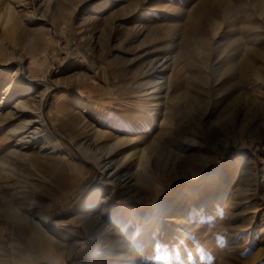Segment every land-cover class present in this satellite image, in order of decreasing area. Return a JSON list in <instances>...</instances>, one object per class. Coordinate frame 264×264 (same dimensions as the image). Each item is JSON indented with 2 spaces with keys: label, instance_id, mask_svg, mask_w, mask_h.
Returning a JSON list of instances; mask_svg holds the SVG:
<instances>
[{
  "label": "rangeland",
  "instance_id": "1",
  "mask_svg": "<svg viewBox=\"0 0 264 264\" xmlns=\"http://www.w3.org/2000/svg\"><path fill=\"white\" fill-rule=\"evenodd\" d=\"M20 1L26 7L17 14L28 21L14 30L8 8L19 0H0V61L23 53L27 73L39 82L25 95L35 106L45 93L44 115L75 158L50 152L52 136L51 144L43 138L26 142L40 168L27 167L31 182L38 183L41 174L64 166L65 160L71 169L34 207L47 209L45 228L54 242L38 231L23 234L5 213L10 192L0 197V232L5 234L0 264H123L131 257H124L128 252L134 264H264V110L245 133L226 125L220 16L210 15L193 33V45L177 56L176 43L191 28L198 0ZM232 3L238 12L230 17L247 15L252 48L259 49L262 7L253 12L246 0ZM163 62L171 65L162 70ZM258 64L264 67V59ZM4 67L9 72L0 75V156H9L24 131L15 133L17 123L36 116L16 105L27 91L25 85L15 90L16 64ZM189 76L194 81L187 83ZM158 78L164 85L150 96ZM142 81L150 82L144 90ZM246 89L245 97L255 100L256 94L264 102V81L253 79ZM233 113L239 124L242 114ZM75 116L96 128L100 144L119 136L130 139L128 146H153L148 181H136L135 167L122 171L119 193L114 190L110 207L102 209V221L94 214L84 217L110 188L101 182L96 160L69 137ZM157 190L165 207L159 213L152 202ZM144 205H151L150 212ZM175 217L177 222L168 220ZM102 225L108 231L100 234Z\"/></svg>",
  "mask_w": 264,
  "mask_h": 264
},
{
  "label": "bare ground",
  "instance_id": "2",
  "mask_svg": "<svg viewBox=\"0 0 264 264\" xmlns=\"http://www.w3.org/2000/svg\"><path fill=\"white\" fill-rule=\"evenodd\" d=\"M34 1L35 0H32L33 4H35ZM246 3L250 5V9H252L253 12H256L258 6L262 7V10H260L259 12V15H261L262 18L259 19L264 24V0H246ZM13 6L11 7V9L8 8L10 26L14 30H19L20 28L25 27L28 17L21 19L17 12H19V10L26 6L20 0L16 6ZM19 6L22 7L18 9ZM193 10L194 17L192 18L191 28H187L185 32L182 30V35H180V39L176 43V46L179 48L177 56H182L184 54V51L187 48L191 47V45H193V33L195 32V30H201L204 27L201 25L207 24L206 20L210 15L216 13L220 16L221 19L219 20V23H217L219 24V43H221L219 47L221 51L220 54L222 56L221 58H224V66L222 70L224 80L221 81L223 85L227 84L225 86V97L227 100L226 104L228 106L226 110L228 117H226V125H229L231 129L236 132L245 133V131H248L254 125L253 118L260 115L264 110V102L260 103L259 101H257L259 98L258 95L255 94V100L251 97H245V93H247V83L251 82L253 79L264 81V67H262L261 64H258L260 59H264V44L260 46L259 49L252 48L251 29L253 28V26H250V20H248L246 14H242V16H239L238 18L230 17L234 16V14L238 12L237 5L235 3H232V0H198L196 1ZM36 16L32 15V18H35ZM197 18L202 20L204 23H198ZM256 21H258V19H256ZM233 27H235L234 30H232ZM37 37L34 38L35 43L37 42ZM230 50L232 51L230 52ZM6 53L9 54L10 51H6ZM6 62L15 63L17 66V69L15 68V81L17 83L14 85L16 86L15 90L19 89L21 85H25V88H27V91L22 94L19 101L16 102V105L26 108L28 111H30L31 115L36 116V119H25L24 121L17 123L16 128H14L15 133H18L19 130H24L22 132H19L22 135H19L20 137H18V140L20 142L18 141L17 143L20 144L9 150V156H0V197L3 196V198H5L4 196H6V194H9L10 192L12 198L9 202H7L9 204L6 205L7 208L5 213L8 214L7 217L12 220L13 224L19 225L18 229H20L23 234L29 231H38L40 232V236H43L47 238V240L54 242L53 237L48 234V231L45 228L48 221L47 209L37 211L36 209H34V207L39 204V200L42 197L48 195L52 191L54 186L58 185V183L62 182L65 179V177L67 176V172L71 168H69L70 165L67 163L68 161L65 160L64 166L59 167L52 172L41 174L39 176L40 178L38 179V183L31 182V177L29 175L27 167L33 166L35 169H38L39 167L37 166V162L35 161V159L30 158L29 151L27 149L29 143L26 142L33 139L40 140V138H43L48 143L51 140L50 138L53 137L54 142L52 144V147H54V150L50 152H54L57 150L65 152L61 156V158L63 159L75 157H73L72 152L63 145L60 140L61 134L55 133L52 130L49 120L47 119L48 117L44 115L43 109L45 106V93L42 92L40 94L38 104L35 103V106L30 105L31 101L29 100V96L25 94L27 92L36 90L39 82L37 78L30 76L27 73V69L24 65L23 53L16 54V52H13L12 56L6 57L3 61H0V75H3L4 73L8 74L9 72V68L4 67V63ZM170 65L169 63L163 62L161 64V69L165 70ZM186 80L187 83H190L192 82V80L194 81V78L193 76H189ZM147 81L141 82L142 85L140 90H144V84L150 83ZM164 81L165 80L162 78L160 80L158 78V80L152 81L154 82V88L151 89V91H149L148 93H152L153 91L158 90L159 87L161 88V85H164ZM166 84L169 85L171 83L169 82ZM9 90L10 88L6 89L5 92H8ZM153 95H157V91L150 96ZM79 97L80 96H76V99L78 101L80 99ZM183 102H186L185 99H183ZM185 104L188 103L186 102ZM179 106L181 107V105ZM233 111H237L239 114H242L241 122L239 124H235L234 122L235 119L233 116ZM70 121H75V124L73 123L74 128H72L71 132H69V137L76 144L75 148L82 151L84 155L92 157L96 160V166L101 169L100 180L107 185V189L110 188L109 196H101V198L99 197L96 201H93V209H91L90 212L84 214V217H90L94 214L97 219L102 221L104 219V213L102 209L110 207L113 198L112 193L114 190V192L119 193L120 183L118 182V180L121 176L122 171L126 170L127 168L135 167L136 181L142 183H144V181H148V178L152 173L150 163L155 158L154 154H152L149 150V148L153 150V146H142V148H137V146H128V144H130V139H122L119 136L112 138L108 142L100 144L97 141V135L99 132L96 130V128L91 130V127H88V125L84 121H82L81 118L79 119L78 116L73 117ZM89 130H91V132H89ZM43 147L44 146L42 145L40 149L42 150ZM55 148L57 149L55 150ZM46 153V151H42V154L45 155ZM48 154L51 153H49L48 151ZM16 162H20L22 166H19L17 168L16 166H14V163ZM151 166L154 167L153 164H151ZM225 182L227 181L225 180ZM74 187L75 185H71L65 189L66 191H70ZM155 194L156 196L155 198H153L152 202H156L155 208L158 209L157 211L159 213L163 211V208H165L160 204L163 193H160V191L157 190ZM150 201L151 200H147L145 204ZM15 204L19 205L15 206ZM150 206L151 205H144V212H150ZM178 218L179 217H175L168 220L177 222ZM151 224L152 221H149L148 226H151ZM101 228L102 229L100 234L108 231L106 225H102ZM4 235L5 234L3 232H0V247L3 244V239L5 238ZM101 236L102 235H100L99 237ZM99 237L97 236L96 238ZM127 250L128 249L126 247L125 251ZM0 252H3L1 248ZM128 255L131 256L129 257V261H124L123 264H134L135 260L132 257L133 253L128 252V254L124 255V257H127Z\"/></svg>",
  "mask_w": 264,
  "mask_h": 264
}]
</instances>
